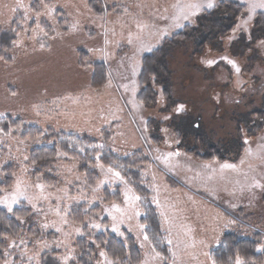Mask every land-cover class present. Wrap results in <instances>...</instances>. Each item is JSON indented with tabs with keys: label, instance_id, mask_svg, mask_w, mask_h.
I'll list each match as a JSON object with an SVG mask.
<instances>
[{
	"label": "rangeland",
	"instance_id": "1",
	"mask_svg": "<svg viewBox=\"0 0 264 264\" xmlns=\"http://www.w3.org/2000/svg\"><path fill=\"white\" fill-rule=\"evenodd\" d=\"M223 1H236L242 4V0ZM30 2L34 5L36 4V0H23L25 4ZM45 2L57 6V11L53 14L52 18L41 17V27L48 32V36L46 37L40 34L35 39H30L31 28L29 26L35 27V25L31 21L25 23L22 20V13L15 14L17 22L23 24V27H20V36L17 37V39L23 40V45L21 47H11V51L5 54L9 55V61L6 62L5 58L4 60H0L1 116H9L13 119L18 118L26 125L38 126L42 130L51 128L56 131H64L76 135L87 134L92 138H97L98 144L103 143V139H101L102 133H97L95 129L100 128L102 130L103 128H107L110 129V138L107 142L110 149H115L113 151L115 154L125 156V153L128 155L135 150H140L142 156L149 159V162L143 169V171H147V176L146 178H142V185L151 192V198L154 195L151 190L153 183L151 177L153 172H155L157 177L156 182L160 185L159 198L161 203L163 204L167 201L169 204H176L178 208L184 209L182 213H176L177 218L172 233L174 239L173 250L177 251L179 257L176 264H203L206 259L203 253L208 251V248L199 243H197L195 248L184 249L181 245L177 249L175 247L177 233H179L180 239H188L183 235L182 225L191 226L195 230V239L197 241L201 239L205 240L206 243L211 245L212 250L217 247L213 239L215 233L210 230L214 216L223 215L237 221L238 224L230 226L223 234L236 230L238 226L242 225L237 219L239 213L251 214L255 215V217L257 215L264 216V192L256 190V198L252 199L250 203L247 191L243 194L239 191L240 186L249 183L252 176H255L257 179L264 178V165L261 164L260 160H251V163L255 166V171L249 170L247 163H245L240 173L226 171L225 180L221 181L217 177L213 181L204 184L201 180L194 179L195 173L200 170V165L219 160L200 161L185 152V148L194 147L198 152L202 153L213 146L222 150L224 155L226 154L227 156H225L230 158L225 161H219V163L229 162L239 165L241 158L245 156V148L247 147L243 143L245 134L253 150L256 149L257 144L260 142V137L264 136V124L261 129L256 130L257 125L264 123V119H261L259 124L257 123L255 129L248 130L245 125V121L247 122L248 120L246 117H249V113L263 108L264 50L257 49L256 42L264 39V30L261 28L257 30L253 29L255 17L249 25L251 40L248 33L237 31V39L233 40L231 44L228 43L225 37L216 46H214L216 43H208L199 52H193V45H182L176 46L166 53L165 61L170 72L171 98L186 102L189 108L192 109V116L200 118L202 124L198 134L181 130V143L179 145L173 143L172 148L169 149L165 144L166 137L160 129L165 127L175 128L180 122H162L161 117L163 113L161 108L156 104L150 108H143L141 113H137L127 103L131 93H125L123 88L117 89L115 86L108 89L102 87L98 90L91 88V68L83 71L78 66L77 53L80 50L85 51L88 54V60L93 61V63H103L106 73L109 70L113 72L114 85L128 83L127 80L122 79V76L130 75L131 68L128 66L129 61L127 57L132 55V49L127 45L126 39L121 37V32L123 31L124 37L127 36L129 29L135 32V19L149 24L153 22L162 23L157 18L165 14L164 8H169L171 11L170 6L176 0H100L103 9L100 16L90 11L87 0H45ZM219 2L220 0H217V4ZM13 3L14 0H0V12H3V15H0V32L10 31L14 26H18V23L8 22L9 18L14 14L2 7L3 4ZM125 8L129 9L130 14L125 12ZM239 22L240 19L237 24ZM73 24L78 25L76 31H70ZM122 25L123 28L121 27ZM24 28H29L27 34ZM113 28L116 30L115 37L111 36ZM104 29L109 30V37L111 39L121 42L119 48L113 47L111 49L115 53V59H111L107 63L100 58L99 53L93 55L87 51L88 48H99L102 46V33ZM145 39H149L146 34ZM152 42H155L154 39ZM41 43L45 44L46 47L41 49ZM209 50H211L212 56L228 55L239 62L242 67L240 79L243 82V91L234 86L235 74L229 65L221 62L216 67L208 69L199 63V58ZM0 54L3 55L4 52ZM146 54L148 52L143 53L140 57L141 63ZM121 57L125 58L126 67L124 69L120 68L118 63ZM13 92L16 95H13ZM216 93L223 94L225 97L224 103L216 104L213 100V96ZM68 96L73 98L78 97V102L74 103L72 99H65ZM58 98V105H54L52 101ZM234 100H239L240 102L237 104L233 102ZM33 105L40 106L39 116L36 114ZM57 111L75 113V118L73 119L71 116L65 117L64 115L58 116ZM140 115L147 120L153 121L149 127L148 135L150 139L147 142L141 137L140 131H138L140 127ZM241 128L244 129V132L239 130ZM20 129L21 131L16 133L15 139L6 140L7 146L0 144V149H3V158L0 160V165H3L0 168V180L3 178V168L11 166L13 184L18 176H23L32 183H35L37 177H40V181L48 186V191L51 192H55L57 188H64L66 186L65 172L69 168L75 167L76 171L72 176H68L67 179H72L78 175L82 181H85L84 175L77 171V163L69 157L58 158L56 156L57 161L51 167V170L47 172V176L43 174L34 176L32 174L34 166L30 163L29 152L32 148L42 146L44 142L40 138L41 143L37 145L33 144L32 140H27V148L20 145V151L18 152L17 140H21L22 126H20ZM238 131L242 136L243 150L241 154L234 156L235 151L230 152L228 150L230 148L226 147L232 145L234 138H237ZM9 148L11 151H9ZM176 148H179L182 154H187L186 156L181 155L175 158L184 167L169 170L161 161L155 159L157 155L175 150ZM155 149H159L160 153L154 151ZM25 155L29 157L26 165L28 169L26 174L21 172V162ZM189 167L192 171L187 170ZM91 171L95 172L96 181L101 178L98 169H91ZM244 172L249 173L248 180L245 179ZM167 178L174 181L176 186H171ZM237 181H239V184L236 183ZM79 187H83V185L81 184ZM224 187H227L229 192L235 190L236 194L234 196L229 195L228 192L223 190ZM106 188L111 192L117 191L120 194V201H122V186L105 185L101 189L102 196V190ZM85 193H87V189ZM70 195L79 198L82 193L77 191V186H73L70 190ZM189 197L192 198L191 201H189ZM87 198L91 199L92 197L90 194H87ZM66 203L73 204V209L76 206L71 200H67ZM108 204L110 203L95 205L99 207L97 213H100ZM231 204H236L237 207L232 208ZM151 205L155 208L161 224L159 210L155 204L151 203ZM24 206L28 208L26 204ZM52 206L55 207V203ZM44 208L47 209L48 205L44 204ZM140 210L144 213L141 208ZM169 214L171 215L172 213L170 212ZM53 219H55L54 215L49 214L48 220L51 221ZM34 221L40 233L53 232L55 236L49 239L40 234L41 237H37L35 240L29 236L22 237L30 241L27 245V254L23 256V264H28V256L38 254L40 259L44 252L52 251L58 252L56 258L61 264L60 258L66 252L64 247L56 248L54 241L61 240L63 237L59 233H56L54 229L42 231L40 224L43 222V217L34 216ZM105 221L110 224V219L106 218ZM252 223L255 224L252 225ZM252 223L249 222L251 226L249 227L250 230L258 231L262 230V228L264 229V225H261V228L256 224L255 220ZM166 227L167 225H164V228ZM205 228L209 230L203 231L202 229ZM161 232L164 236L166 235L162 228ZM113 235L122 242H124L127 236L133 238L139 253L138 262L135 264H139L145 258L146 249L140 247L135 231H125V237ZM222 235L219 236V240H221ZM164 236L162 237L163 243L159 245L157 250L162 249L163 246L166 247L167 255L164 256L168 258V262L171 264L172 257L168 252L169 246L166 240H164ZM77 238L80 237H72V246ZM11 240L10 238L7 239V245ZM19 240H16L18 244ZM37 240L46 241L51 247L40 250L35 243ZM22 247H17L9 257V259H14L16 264H21ZM148 250L150 251V249ZM99 251L101 250L96 248L92 258L93 264H97V261L100 260ZM33 264H35V261H33Z\"/></svg>",
	"mask_w": 264,
	"mask_h": 264
},
{
	"label": "snow or ice",
	"instance_id": "2",
	"mask_svg": "<svg viewBox=\"0 0 264 264\" xmlns=\"http://www.w3.org/2000/svg\"><path fill=\"white\" fill-rule=\"evenodd\" d=\"M223 2V0H220ZM242 4L245 8V11L241 14L240 22L232 29V34L226 37V40L229 44L235 39H237V31H241L249 34V39L251 40V34L249 30L250 22L258 14H264V0H242ZM217 6V0H176L170 8H164L163 15H160L157 20L162 23L153 22L151 24L143 22L139 19H135L136 31L133 32L129 29L127 36L124 37L123 31L121 32V37L126 39L127 45L132 49V55L127 57L129 61V67L131 68L130 75L122 76V79L127 80L128 83L122 84H113L114 76L113 72L109 70L106 73V83L103 85L104 88H112L115 86L117 89L123 88L125 93L130 92V99L127 101L131 105L132 109L137 113H141L144 108V101L137 99V92L139 90V83L137 77L140 76L143 72V66L140 62V57L143 53L148 52L152 53L158 46L166 39L174 36L176 31L179 29H185L190 25L196 24V17L199 16L201 12H205L211 9H214ZM8 12L14 14L9 18V23H18L15 14L22 13V20L27 23L31 21L35 27H31V36L30 39H35L40 34L43 36H48V32L41 27V17L45 16L52 18L53 14L57 11V6L50 5L45 2V0H36V4L23 3V0H14L13 4H3L2 6ZM138 7H140L138 5ZM126 13H129V9H124ZM130 14V13H129ZM0 15H3V12H0ZM18 27H23V24L18 23ZM123 28V25L121 26ZM78 28L77 24L71 26L70 31H76ZM16 33V36L19 37L20 33L15 29H10ZM25 33L27 34L29 28H24ZM145 34L149 37L148 40L145 39ZM59 35V33H57ZM103 44L99 48H88L87 51L96 55L99 53L100 58L103 59L106 63L115 59V53L111 50L113 47L119 48L121 42L119 40L111 39L109 37V30L104 29L103 33ZM111 36H116V30L113 28L111 30ZM154 39V43L152 42ZM13 47H21L23 45V40L15 39L12 40ZM46 45L41 43L40 48H45ZM257 49L264 50V39H260L256 42ZM252 51V49H250ZM0 60H4L3 56H0ZM223 62L226 65L231 67V70L235 74L234 86L243 91V82L240 79L242 73V67L236 59L231 58L228 55H219L212 56L211 50L202 55L199 58V63L205 68L211 69ZM93 61L83 60L80 62L79 67L83 71H87L92 67ZM120 68L124 69L125 58L121 57L119 60ZM153 85H156L157 78L155 75L151 77ZM16 95L15 92L12 93ZM65 99H72L74 103L78 102V97L73 98L71 96L66 97ZM213 100L216 104H222L225 102V97L222 93H216L213 96ZM59 98L53 100L54 105H58ZM234 103H239V100H234ZM154 103L159 106L162 110V122H172L179 121L180 123L176 125L175 128L165 127L160 129L164 133L166 139L165 144L169 149L172 148L173 143L179 145L181 143L180 133L181 130L190 131L194 134H198L199 130L202 127L201 120L198 117L192 116V109L189 108V105L186 102L177 101L171 98V94H167L165 88L159 87L156 89V96L154 98ZM33 108L36 110V114L40 115V106L33 105ZM57 115H64L65 117L71 116L75 118V113H69L68 111H57ZM187 118V119H186ZM103 119V117H101ZM241 132H244V129H239ZM21 129L19 126L17 128H12L11 126H0V144L6 145L7 139H15L16 133L20 132ZM97 133L101 132L100 128H96ZM138 131L141 133V137L147 142L150 137L149 133V123L142 115H140V127ZM47 135V129H44L40 132V136ZM33 144H40L41 140L39 137L32 139ZM52 143V141H49ZM243 143L247 146L245 148V156L241 158L239 165L235 163H219V161H214L213 163H204L200 165V170L195 173L194 179L201 180L204 184H207L209 181H213L217 177L219 180L223 181L226 179V171L240 173L243 169L242 166L247 163L248 169L255 171V166L251 163L252 159H258L261 161V164L264 165V136L260 137V142L257 144L255 150L250 146V141L245 134ZM20 145H23L25 148L28 146L27 140H17V151H20ZM7 146V145H6ZM67 147L73 149L77 154H84L88 160V167L91 169H98L100 174V179L95 182V185H89L86 180L82 181L80 176H74L72 179H67L68 176L76 171V168L66 169L65 172V187L57 188L55 192L48 191V186L40 181V177H37V181L32 183L26 180L23 176H18L15 179V183L12 185L11 190L7 188L0 187V209L6 210L8 216L14 217L18 222L17 227L24 225L26 223L25 217L18 215V210H21V206L26 204L28 209L33 216L43 217V222L40 224V229L46 231L48 229H54L56 233H59L63 239L54 241L55 247L60 248L64 247L66 254L60 258L61 264H69L70 261L75 259V248L71 244L73 236L84 237L87 236L89 239L90 245H95L96 248H101V244L96 242L95 236L97 234L103 235L104 233L115 234L119 237H125V231L127 232H136V238L140 243V247L146 249L145 258L139 262V264H169L168 258L165 257L162 251L157 250L158 245L163 243V240L157 239L156 237L150 238L149 236V226L146 223H141L140 219L143 217L147 219V214L142 213L140 208L141 205L147 202L146 197H141L137 195L132 186V182L126 178V169L121 164L109 163L105 164L103 162V150L105 145L103 143L94 144L91 146V153L84 146H79L75 142H71ZM9 151L11 149L9 148ZM115 151V149H111ZM157 153H160L159 149H155ZM127 155V153H125ZM181 155H187L186 153L182 154L179 148L175 150L168 151L166 153H161L155 157L156 160L161 161L165 167L169 170L173 168H182L183 165H180L179 162L175 159ZM58 158H68L67 152H57ZM29 157L27 155L23 156L21 162V172L27 173L28 169L26 167ZM31 163L33 166L36 164V160L32 159ZM3 165H0L2 168ZM188 171H192L189 167ZM15 175V174H14ZM142 178H146L147 171L141 172ZM245 179L248 180L249 173L244 172ZM153 183L151 185V190L154 195L151 198V203L155 204L159 210V216L161 217V228L166 233L164 240L168 244V252L171 254L172 262L171 264H176L178 257L177 251L173 250V227L176 220V213L183 212L184 209L178 208L176 204H169L167 201L161 203L160 200V185L156 182L157 177L155 172H153L151 177ZM143 182V181H142ZM239 184V181L236 182ZM83 187H79V185ZM105 185L113 186L120 185L122 186L123 199L120 202L113 200L110 204L106 205L100 213L92 214L91 209L93 206L103 203V196L101 195V189ZM73 186H77V191L81 192L82 195L77 198L70 195V190ZM87 189V193L85 190ZM223 190L228 192L229 195L234 196L236 194L235 190L229 192L227 187H224ZM256 190L264 192V178L257 179L255 176L251 177V181L244 185L240 186L239 191L243 194L245 191L249 194L250 203L252 199L256 198ZM87 194L91 195V199L87 198ZM189 201L192 200L191 197L188 198ZM71 200L79 207L84 206V211L82 216L79 219L77 224L74 220L70 219L74 211L73 204H67L66 201ZM195 203L194 201H192ZM55 203V207H53ZM179 203V202H177ZM44 204L48 205V208H44ZM86 205V206H85ZM232 208L237 207L236 204L230 205ZM172 213L171 215L169 213ZM49 214L54 215L55 219L49 221ZM110 219V224L104 223L105 219ZM213 223L210 226V230L215 233L213 239L218 246L220 244L219 236L223 234L225 230H228L230 226L235 225L237 221L235 219L227 218L223 215H216L213 218ZM164 225H167L164 228ZM12 227L11 224L7 225V229ZM183 235L187 237V240L180 239L179 233H177L175 247L179 249L181 245L184 249L195 248L197 243L208 248V251H205L203 255L205 256V261L203 264H217V260L211 250V245L206 243L205 240L201 239L197 241L194 236V229L189 225H182ZM7 229L4 233V240L8 239ZM207 231L209 229H202ZM142 237V239H141ZM156 240V243H153V240ZM2 242V241H0ZM30 241L20 238L19 244L15 239H12L6 248L0 252V255L3 256L2 264H16L14 259H9L17 247L23 246L21 251V264H23V256L27 254V245ZM40 250L49 249L51 245L43 240L35 241ZM107 245V241H103ZM150 249V251L148 250ZM11 250V251H10ZM257 252H264V245H259L256 248ZM100 260L97 261V264H128L127 260H123L120 257L110 258L106 251H99ZM28 264H40V259L38 254L27 257ZM229 264H248L239 253H237L234 259L229 261ZM254 264V262H253Z\"/></svg>",
	"mask_w": 264,
	"mask_h": 264
},
{
	"label": "trees",
	"instance_id": "3",
	"mask_svg": "<svg viewBox=\"0 0 264 264\" xmlns=\"http://www.w3.org/2000/svg\"><path fill=\"white\" fill-rule=\"evenodd\" d=\"M87 3L92 13L97 16L102 14L103 9L100 0H87ZM244 11L245 8L243 4L236 1L219 2L214 9L199 14L195 25H190L185 29H179L174 36L165 39L152 53L146 54L141 63L143 66V72L140 76H138V83L140 87L137 92V99L144 101V108L155 106L154 98L156 96L157 88L163 87L165 88L166 93L170 94V72L165 61V55L169 50L176 46L193 45V52H199L201 48L208 43H216L214 45L216 46L221 39L232 34V29L236 27L237 22L241 18V14ZM259 28L264 30V14L260 13L255 16L253 24L254 30ZM13 29L17 32L21 30L18 26H14ZM15 39H17L16 33L11 30L0 32V53L4 52V54H0V56H3L6 62L10 60V57L5 54L11 51V47L13 46L11 42ZM85 59H89L88 54L82 50L78 51V66L80 62ZM153 75L157 78L156 85H153L151 81V77ZM105 82L106 70L104 64L101 62L92 63L90 81L91 88L95 90L101 89ZM246 118H248V120L247 122L245 121V125L248 130L255 129L257 123L259 124L260 120L264 119V96L263 108L253 113H249V117ZM148 121L150 127L153 121ZM263 124L264 123H260L257 125L256 130L261 129ZM0 126H11L14 129L17 128V126H22L23 132L20 135L21 140H32L39 137L44 142L42 146L32 148L29 152L30 163L32 159L36 160V164L33 167L32 172L34 176H38L40 174L47 176V172L51 170V167L57 161L56 156L59 150L60 152H67L68 157L75 160L77 163V171L84 175L85 180L89 185H95L97 177L95 172L91 171L88 167L87 157L84 154H77L73 151V149L67 147V145L71 142H75V144L79 146L86 147L89 153H91V146L98 144L97 138H92L87 134L76 135L64 131H56L51 128H47V135L40 136L42 129L38 126L26 125L18 118L13 119L9 116L1 115ZM101 133V139H103V143L105 145L102 158L103 162L105 164H121L125 167L126 178L132 182L135 193L140 195L142 198H147V202L141 205V209L147 214V219L142 217L140 219L141 223H146L149 226L150 238L156 237L157 239L162 240L164 235L161 232L159 217L155 208L150 203L151 192L144 185H142L141 172L149 162V159L143 157L140 150H135L125 156L115 154L111 151L107 142L110 138V129L103 128ZM241 140L242 136L238 131L237 138H234L232 145L230 147H226L230 148L228 149L230 152L235 151L234 156H238L237 154H241L243 150ZM49 141H52L50 145ZM185 152L200 161H210L213 159L225 161L230 159L226 157V154V156L224 155L222 150L213 146L209 147L202 153L198 152L194 147L185 148ZM2 158L3 149H0V160ZM2 172L3 178L0 180V187L10 190L13 184L11 166H5ZM167 181L171 186H176L174 181L170 178H167ZM102 194L103 203H111L113 200L117 202L120 201V194L117 191L111 192L106 188L102 190ZM27 209V207L22 205L21 210H18L17 212L18 215L24 216L26 220V223L19 227H17L18 222L14 219V217L10 218L6 213V210L0 209V241H2L0 242V252L7 247V240H4L3 237L8 224L12 225L10 229H7L8 239L17 240L22 237L29 236L35 240L37 237H41L42 235L51 239L55 236L53 232L40 233L38 228H36L34 216L31 215V212ZM98 209V206H93L91 213L96 214ZM83 211L84 206L79 207L78 210L77 206H75L70 219L74 220L78 224ZM238 216L239 217L237 219L240 223H242V225L238 226L236 230L225 232L221 237L220 244L215 249H212V252L217 260V264H229V261L234 259L237 253L248 261V264H253V262L254 264H264V252L256 251L257 246L264 245V229L261 226L264 225V216L257 215V217H255V215L243 213H239ZM253 220L256 221V224H258L262 230H250L249 227L251 226L249 222L252 223ZM104 223H106V221H104ZM254 224L255 223H252V225ZM248 231L251 232L248 233ZM95 239L97 243L101 244V248L99 249L106 251L110 258L120 257L123 260H127L128 264H135L138 262V249L131 236H127L124 242L117 239L110 233H104L103 235L97 234ZM105 240L107 241V245L103 243ZM153 243H156L155 239L153 240ZM73 247L75 248V259L70 264H93L92 258L95 254L96 247L95 245H90L87 236L77 238L73 243ZM159 251H162L163 255H167L166 247L163 246V248L159 249ZM57 254L58 252L56 251L44 252L40 258V264H60L56 258ZM2 262L3 256L0 255V264Z\"/></svg>",
	"mask_w": 264,
	"mask_h": 264
}]
</instances>
